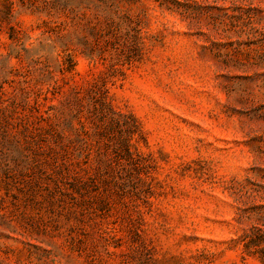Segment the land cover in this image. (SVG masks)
<instances>
[{
  "label": "rangeland",
  "instance_id": "374dc122",
  "mask_svg": "<svg viewBox=\"0 0 264 264\" xmlns=\"http://www.w3.org/2000/svg\"><path fill=\"white\" fill-rule=\"evenodd\" d=\"M263 258L264 0H0V264Z\"/></svg>",
  "mask_w": 264,
  "mask_h": 264
},
{
  "label": "trees",
  "instance_id": "16d2710c",
  "mask_svg": "<svg viewBox=\"0 0 264 264\" xmlns=\"http://www.w3.org/2000/svg\"><path fill=\"white\" fill-rule=\"evenodd\" d=\"M250 244H246V247L249 246ZM250 251V250H249ZM263 261H264V258H263Z\"/></svg>",
  "mask_w": 264,
  "mask_h": 264
}]
</instances>
